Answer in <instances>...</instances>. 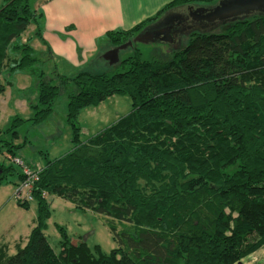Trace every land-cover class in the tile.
<instances>
[{"label":"trees","instance_id":"16d2710c","mask_svg":"<svg viewBox=\"0 0 264 264\" xmlns=\"http://www.w3.org/2000/svg\"><path fill=\"white\" fill-rule=\"evenodd\" d=\"M217 1L175 0L105 38L117 47L152 29L164 12ZM32 2L5 0L0 7V94L3 73L29 74L37 92L29 121L41 124L60 89L69 88L73 149L44 157L32 191L34 227L13 255L0 248V264H239L263 246L264 14L183 27L188 43L167 62L143 60L135 50L111 73L53 72L55 84L35 69L28 43L16 42L30 24L37 27L41 15ZM9 53L18 57L9 61ZM114 96L127 97L130 112L82 141L80 113ZM23 122L15 117L7 132L17 137L13 129ZM0 143L13 156L21 147ZM10 178L19 183L22 175L0 162V186ZM42 193L71 203L75 212L110 219L116 248L105 254L97 245L73 244L56 226V253L44 234L51 211Z\"/></svg>","mask_w":264,"mask_h":264},{"label":"rangeland","instance_id":"374dc122","mask_svg":"<svg viewBox=\"0 0 264 264\" xmlns=\"http://www.w3.org/2000/svg\"><path fill=\"white\" fill-rule=\"evenodd\" d=\"M182 13L184 15V11ZM32 27L31 25L26 29L24 38L26 37V42L30 47L32 46V55L37 60L35 69H40L46 76L52 77L55 84H57V80L52 75L53 72L60 76L71 78L80 72L99 74L103 72L111 73L114 70V65L110 66L104 61L102 54L101 57H95L87 65L75 72L67 68H59V66L56 71L54 63H59L52 61L45 52H42V49L40 50L39 41L31 33ZM33 39L36 40L33 41ZM187 43V35L181 36L176 47L161 43H137L132 47L121 50L118 57L119 60L124 59L131 56L135 50H138L143 60L167 62L171 59L172 52L176 48L185 47ZM105 44L107 46L104 48L103 53L112 49L107 39ZM9 54L8 59L10 61L11 56ZM27 75L29 76V81H24L23 79L10 85L3 84V87H6V92L2 96L3 99L0 100V108L3 112L12 113L0 120L1 137L3 136L1 142L8 141L17 145L25 142V144L20 149H17L16 155L13 156L8 154L5 151L3 143H0V162L10 164L9 157L12 160L19 158L30 167H42L44 157L48 159L60 158L73 149L71 141L72 131L67 122V104L70 89H60L50 116L41 124H33L29 119L33 117V111L30 107L36 104V81L29 74ZM21 101L24 102V105H28H22ZM130 109V100L127 97L118 96L107 99L95 108L85 109L80 113L78 118L80 139L84 141L94 136L125 116L130 112ZM15 117L25 120V122L13 129L17 133V137H14L11 132H7L11 120ZM12 165L14 166V164ZM15 167L20 171L18 166L15 165ZM15 181V178H10L9 183L0 186V248L5 249L7 256L14 254L26 239V231L21 230L15 224V226L10 227V223L22 220L23 225L29 224L30 227V223L35 221L36 218V205L34 201L30 203H18L29 205L27 208H22L14 200L13 194L15 188L18 186V182L15 184ZM44 198L50 203L51 211L44 234L47 242L56 253L59 251V234L56 226H60L66 231L73 244L85 242L91 249L97 245L105 254L111 249L116 248V244L113 242L112 235L107 227L110 219L89 211L85 213L75 212L71 203L55 196L47 195ZM117 229H120V226H117Z\"/></svg>","mask_w":264,"mask_h":264},{"label":"crops","instance_id":"0c3cea01","mask_svg":"<svg viewBox=\"0 0 264 264\" xmlns=\"http://www.w3.org/2000/svg\"><path fill=\"white\" fill-rule=\"evenodd\" d=\"M4 1L0 0V7ZM172 1L175 0H33L32 9L41 17L37 21V27L33 23L29 26H33L31 33L39 41L40 50L42 49V52H45L52 61L59 63H54L55 70L57 71L59 66V68H67L75 72L95 57H101L107 46L105 44L106 33L129 30L157 15ZM187 7L190 6L177 7L164 12L153 24L152 29L161 27L160 23L166 22L168 17L183 16L182 12H185ZM36 30L39 36L35 35ZM16 42H26L24 32ZM9 55L11 59L18 57L15 53ZM1 77V84L6 83L7 85L23 79L29 81V76L20 71H15L11 75L3 73ZM4 92H6V87L0 94V100L3 99ZM21 102L24 105V102ZM11 113L3 112L0 108V120ZM2 137L0 132V140ZM24 144L25 142L13 145L22 147ZM14 224L26 231L25 242L19 247L22 248L34 227V221L30 223V227L29 224L23 225L22 220L10 223V227L15 226ZM239 264H264V245L241 260Z\"/></svg>","mask_w":264,"mask_h":264},{"label":"water","instance_id":"95a60500","mask_svg":"<svg viewBox=\"0 0 264 264\" xmlns=\"http://www.w3.org/2000/svg\"><path fill=\"white\" fill-rule=\"evenodd\" d=\"M190 21L204 20L207 23H218L252 14H264V0H218L209 7H187L185 9ZM172 27L148 29L135 36L132 40L114 47L102 55V59L110 66L119 62V52L134 44L161 43L173 45L175 39L171 33Z\"/></svg>","mask_w":264,"mask_h":264},{"label":"built area","instance_id":"2783aa9c","mask_svg":"<svg viewBox=\"0 0 264 264\" xmlns=\"http://www.w3.org/2000/svg\"><path fill=\"white\" fill-rule=\"evenodd\" d=\"M9 161L14 164V166H18L20 169V173L22 175L21 182L18 183V186L15 188L13 197L17 203H30L33 201L32 198V191L34 185L38 182L39 173L42 167H30L29 165L25 164L19 158L11 159L8 158ZM46 193H42V197H46Z\"/></svg>","mask_w":264,"mask_h":264},{"label":"flooded vegetation","instance_id":"af4514ba","mask_svg":"<svg viewBox=\"0 0 264 264\" xmlns=\"http://www.w3.org/2000/svg\"><path fill=\"white\" fill-rule=\"evenodd\" d=\"M186 12V11H185ZM184 12L183 16H174V17H168L166 19V22L160 23L161 27H172L171 33L173 38L175 39V43L172 45L173 47H176L179 43V39L182 36L183 33V27L185 29L188 28H203V27H210L214 23H207L204 20H193L190 21L189 18L187 17V13ZM158 28V29H159Z\"/></svg>","mask_w":264,"mask_h":264}]
</instances>
